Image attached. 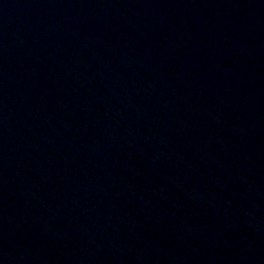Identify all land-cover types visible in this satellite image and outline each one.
Wrapping results in <instances>:
<instances>
[{"label":"water","instance_id":"95a60500","mask_svg":"<svg viewBox=\"0 0 264 264\" xmlns=\"http://www.w3.org/2000/svg\"><path fill=\"white\" fill-rule=\"evenodd\" d=\"M0 264H264V0H0Z\"/></svg>","mask_w":264,"mask_h":264}]
</instances>
